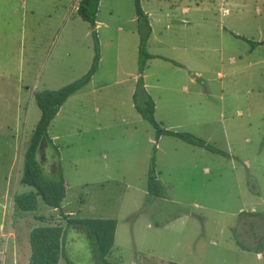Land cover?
I'll use <instances>...</instances> for the list:
<instances>
[{"label": "rangeland", "instance_id": "374dc122", "mask_svg": "<svg viewBox=\"0 0 264 264\" xmlns=\"http://www.w3.org/2000/svg\"><path fill=\"white\" fill-rule=\"evenodd\" d=\"M78 1L71 0V7L74 8ZM164 1L167 5L157 0H142L144 10L150 13L155 37L163 36L171 51L179 47L183 57L185 53L197 55L199 64L195 71L202 78L199 89L202 93L211 91L214 94L208 100L209 105L204 103L202 94H199L200 98L193 95L198 102L192 103L190 118L194 123L198 120L203 129L192 125L190 132L205 140L211 135L213 144L216 140L215 145L221 148L227 137L231 148H243L242 155L249 166L246 168L239 161L234 168L230 155H220L165 136L158 143L162 149L157 150L156 170L161 172L168 194L165 198L145 196L156 132L128 99L122 100L132 84L133 73H138L139 35L135 4L134 0H104L97 32L101 56L104 57L103 73H108L109 78H97L95 84L99 85L103 80L112 84L110 89L120 95L121 101L102 103L94 96H86L84 102H80L79 97L69 101L48 130L51 137L57 136L54 143L60 155L56 156L55 149L43 141L39 159L50 172L59 157L68 198L63 201V211L71 217H100L98 214L103 206L112 203L113 208H105L102 212L116 213L118 210L122 221L132 209L133 201L143 204L140 211L145 215L138 219L141 220L139 229L145 218H150L155 226H163L177 216L194 214L188 219L186 228L177 229V232L182 230L179 241L174 234H165V231L144 232L143 226L142 234L138 231L133 239V233H128L127 224L122 221L118 243L123 245L125 255L119 259L116 253L110 254L112 264H167L163 260L137 255L133 248L146 244L160 247L164 237L168 243L165 252L171 260L208 264V255L212 256L218 247L212 245L211 240L221 244L231 239L232 229L223 227L236 222L238 217L235 214L241 208L255 203L264 213V136L260 129L264 125V45L254 53L253 60L250 58L236 65L225 58L222 60L220 54L225 41L224 26L253 41L264 39V0ZM64 2L67 5V0H29L25 9L26 64H31L32 58V25L38 22L40 25H54L50 43L43 42L47 46L46 55L51 49L54 61L60 49L64 48L70 54L67 61L72 69L57 81V85L80 78L86 72L84 66L88 71L94 56L89 23L76 10L71 9L70 15L67 12L65 15ZM180 7L186 8V12L182 13ZM197 7L202 9L196 11L194 8ZM231 30L229 33L235 35ZM62 31L66 33V40L61 38ZM117 57L121 59L120 73L115 62ZM30 71L29 66L24 80L15 76L0 79V264H28L31 253L29 237L34 227L66 226L60 211L45 204L40 196L35 211H22L14 201L16 194L33 190L21 182L24 154L41 115L34 96L29 95L34 90L46 88L40 84L33 89L35 83ZM218 72L224 75H218ZM179 73L180 76L171 77L174 83L181 77L187 78L185 72ZM125 77L124 85L114 84V80ZM171 80L169 77L168 81ZM27 86H30L29 91ZM20 99L21 106L17 103ZM234 105L245 110L241 118L235 117L240 120L235 124L229 118L232 116L229 110ZM179 106L184 110L185 105ZM212 124L217 127L215 135L208 129ZM235 130L241 132L238 137ZM192 149L202 155L199 167L195 169L188 168L186 164L190 161L183 160ZM170 154H175L173 161ZM164 161L168 166L172 162L179 167L169 174L164 169ZM204 166L210 172L205 173ZM40 216L45 219L41 220ZM66 250L77 264H93L90 242L77 227L68 231ZM59 264L67 262L61 258Z\"/></svg>", "mask_w": 264, "mask_h": 264}, {"label": "crops", "instance_id": "0c3cea01", "mask_svg": "<svg viewBox=\"0 0 264 264\" xmlns=\"http://www.w3.org/2000/svg\"><path fill=\"white\" fill-rule=\"evenodd\" d=\"M80 1L81 0L75 3L74 8H72L70 5L71 0H67V5L64 2V6L66 7L64 14L66 15V12H67V15L69 16L71 9L72 11L76 10V12L78 13V7H79ZM157 1H159L160 3L162 2V4L164 5L166 4L165 3L166 1L164 0H157ZM28 2L29 0H0V79H8L7 76H11V78L15 76L16 78H20L24 80V76L26 74L25 71L27 67L30 66V69H31L30 73L35 83L33 86V89H36L35 85H40V84L46 87L45 89L61 88L62 86H65L66 83L59 84V85H57L56 83L57 81L59 82L61 78L69 70L72 69V66L67 61V57L70 56V54L69 53L67 54L64 48L63 50L62 49L59 50L56 56V59H54V61H53V53L50 51L51 49H49L46 55L47 46H46V43L43 44V42L45 41L48 44L50 43L52 33L54 31L53 30L54 25H40L39 22L32 25V37H31L32 39V45H31L32 58H31V64H26V61H25L26 26L25 25H26L27 14L25 12V9L28 7ZM103 4H104V0H100L99 11L97 14V26L99 25L98 16L103 7ZM182 7H180V9L182 13H185L186 8L184 9ZM194 9L196 11H200L202 7L201 8L197 7ZM230 30L231 29H229L228 27L226 28V26H224L222 29L223 31L222 34L225 38V41L223 40L222 45H221L223 47L220 53L221 59L223 60L225 58L226 60H228L229 62L235 65L238 63H243L244 61H247L250 58L253 60L254 53L257 52L259 47L264 44H260L256 48L252 49L247 41L233 34L231 35V33H229ZM231 31H234V33L239 36H243L242 34H239L237 31L235 32V30H231ZM155 32L156 31L153 28L151 36L149 37L148 42H147L148 51L152 54L162 55V56L174 59L180 62L182 65V66L176 65L170 61H167V60H164L158 57L151 58L147 61V65L145 67L143 75H144L145 86L148 92L151 94V96L155 100L156 119L160 122L162 127L165 129L174 130V131L183 130V131L190 132L192 130H190L189 127H191L192 125L200 127L199 121L197 119H196L197 121L194 123L191 121V118H190L191 115H193L191 114L192 113L191 108L193 105L192 103L194 101L198 102V100H194L193 95L197 94L198 97L200 98L199 94H202L204 96V103L205 104L207 103V105H209L208 100L214 94L211 91L202 93L199 89V81L202 78H201V74L195 71L198 68V64H199L198 56L195 54H194L195 56H193L188 53H185L183 57L182 50H178L179 47L172 48L173 51L169 50L170 47H168L167 44L164 42L163 36H159V39H157L155 37L156 36ZM61 34H62V37L61 36L60 37L66 40V33L62 31ZM155 44H157V46ZM103 60H104V57L101 56L97 71L92 76L90 82L85 87H83L81 90L71 95L65 101V103L59 110L56 117L60 115V112L65 106V104H67L69 101L74 100L78 97L80 98V102H84V99L86 96H94V98L99 99L102 103L103 102L113 103V102L121 101L120 95L117 94L113 89H110L112 84H109L105 80L100 81L99 85L95 84V81L97 78H100V80L104 77L109 78L108 73H103V69H102ZM256 61H253V62L251 61V62L254 64H258ZM115 62L116 64H118L117 72L120 73L119 66H120L121 59L117 57L115 58ZM189 64L192 66L190 67ZM84 70L87 72V68H85V66H84ZM84 70H82L80 73H82ZM179 72H185V74L187 75L186 76L187 78H185L186 79L185 80V79H182L181 77V79L177 80L174 83L171 80V77L174 75L180 76ZM218 75H224V74L223 72H218ZM125 76H129V75L125 73ZM138 76H139L138 73H133L132 84L129 85L127 95L124 96L122 99V100L128 99L129 102H131V104L134 106V108H135V104L133 101V94L136 90ZM169 77L171 81H168ZM125 80H126V77L119 78L117 80H114L113 82L116 85H124ZM206 86H207V83H206ZM179 87L181 88L178 89ZM207 89L209 88L207 87ZM27 90L28 91L30 90V86H27ZM37 91H40V90H34L32 93H30L29 96L33 97L35 92ZM21 99H23V97H21ZM21 99L18 100L17 102L19 106H21V102H22ZM179 104L185 105L184 110H182ZM229 113L232 114V116L229 114V116H231L229 118L232 119V123L235 124L240 121V120H237L236 118H241L244 115L245 110L240 108L239 105L238 106L234 105L232 106V109L229 110ZM138 114L141 116L142 119H145L139 112ZM198 129L202 130L203 127H200ZM208 129L211 130L212 135H215L217 132V127L214 124H212L211 128H208ZM260 129H261V135L264 136V125L261 126ZM234 132L237 135V137L241 134V132L237 130H235ZM165 136L177 138L193 147H199L204 150H207L204 147L190 144L175 136L161 135L157 142L156 163H157V150L162 149V146L160 144L158 145V143H160ZM210 136H208L207 139L210 141V143L213 144L212 142L213 140H210L211 139ZM51 138L54 141V138L56 139L57 136L55 135L54 137L52 136ZM229 140H230V137H229ZM149 142H151L150 139H149ZM214 143L215 144L217 143L216 140ZM229 144L230 142L228 141L227 137H225V143L224 144L222 143L223 148L219 146L217 147L229 152L230 154L229 160L231 161L234 168H236L240 162H241V165L243 164L247 168L249 165L247 163L246 157L242 155L243 148L240 146L234 150L233 148H231V145ZM170 155L172 156L170 157V160L173 161L175 159L174 157L175 154H170ZM201 159H202L201 153L194 152L192 149L191 154L188 155L187 158L183 160L185 162L186 160L190 161L189 163L186 164V166L190 169H195L199 167L198 163ZM170 163L171 164L168 166L167 163L165 162V168H164L167 170V173L169 174L173 173L174 169L179 167V165L176 163H172V162ZM202 170L205 173L210 172L207 166H204ZM160 173L161 172H157L158 177L165 186L164 181L160 177ZM147 179H148V172H147ZM142 196H141V199H142ZM145 196L146 197L148 196V192H145ZM181 203H187V202H181ZM192 203L196 204L195 202H192ZM142 205L140 202L137 203L136 201H133V206H131L132 209L122 219V221L127 224L128 233L130 235L133 233L132 234L133 239L136 238L135 234L138 233V231L142 234L141 227L143 226L142 228L144 229L143 230L144 232H146L147 230H149L150 232H154V233L165 231L164 232L165 234L167 233L174 234L177 237V240L179 241L180 239L179 234H181L183 228L187 227L188 219H191L192 218L191 216H194L193 213L191 214L185 213L181 216H177L171 221L165 222L163 226H159V225L155 226L152 223V220H150V218H145L144 219L145 223L143 222L140 225V229H139V224L141 220H138V219L141 218L143 215H145L144 212L140 211V208ZM63 206H64V203L62 202V207ZM113 207L114 205L112 203L111 204L107 203V205L103 206V209L113 208ZM102 210L98 214L100 217H84V218L117 219L115 240H114V245L111 249L110 254L116 253L120 259L122 255H125L123 245L118 243V237H119L120 231H122L121 214H118V210L116 211V213L114 212L103 213ZM131 215L133 216L130 217ZM235 216L238 217L236 222L232 223L231 226L224 225L223 227L225 229H228V228L232 229L231 239L230 240L227 239L221 244L216 243L214 240L213 241L211 240V244L217 245L218 247L214 252H212V256L211 254L208 255V258H207V260H209L208 264H264V247L261 250V252L257 251L259 247L264 245V213L263 211L258 208L257 204L253 203L251 206H247L246 208H241L239 212L235 214ZM178 228L179 229L182 228V230L180 232H177ZM165 239L166 237L161 239L162 242L160 244V247L158 246L155 248V247H152L146 244L144 246L136 245V246H133V248L137 255H142L150 259L154 258L158 260H163L167 264L169 262L187 264L183 260L177 261V262L174 260H171L170 255H166L165 249H167L168 243L166 244ZM109 256H108V259H109ZM201 261H204V259H202Z\"/></svg>", "mask_w": 264, "mask_h": 264}, {"label": "trees", "instance_id": "16d2710c", "mask_svg": "<svg viewBox=\"0 0 264 264\" xmlns=\"http://www.w3.org/2000/svg\"><path fill=\"white\" fill-rule=\"evenodd\" d=\"M138 22V80L136 90L133 94V101L136 110L148 120L156 130V144L153 147L150 166L148 170L147 192L149 198H165L167 191L159 179L156 170V149L157 142L161 135H171L178 137L190 144L204 147L205 149L224 156H229V152L223 150L204 138L187 131H174L165 129L155 116V100L148 92L143 72L147 61L151 58H162L176 65L180 62L162 56L152 54L147 49V42L153 31L149 14L144 10L142 0H134ZM100 0H81L79 2L78 14L89 23L91 34L94 40V56L88 71L80 78L62 86L58 89H43L35 92L34 98L41 110L40 118L33 130L30 142L26 148L23 160V172L21 182L33 188V190L21 194H16L14 201L22 211H35L38 208L39 196L45 204L59 209L60 214L66 220V226L62 225H39L30 232L31 254L28 264H59L61 257L67 264H77L74 262L66 250L68 231L72 227H77L83 232L90 242L92 249L93 264H111L108 259L114 245L117 219L113 218H84L71 217L63 211L62 202L67 195V186L64 178L63 168L59 157L56 159L53 171H47L39 159V149L43 141H47L54 149L56 156L60 155L59 148L49 135V126L58 114L65 101L73 94L85 87L97 71L101 59V43L97 32V14ZM240 37L249 42L252 49L264 40L253 41L246 37ZM44 220V216L39 217ZM264 245L257 251L261 252ZM168 264H179L169 262Z\"/></svg>", "mask_w": 264, "mask_h": 264}, {"label": "built area", "instance_id": "2783aa9c", "mask_svg": "<svg viewBox=\"0 0 264 264\" xmlns=\"http://www.w3.org/2000/svg\"><path fill=\"white\" fill-rule=\"evenodd\" d=\"M1 228H2V226H1Z\"/></svg>", "mask_w": 264, "mask_h": 264}]
</instances>
